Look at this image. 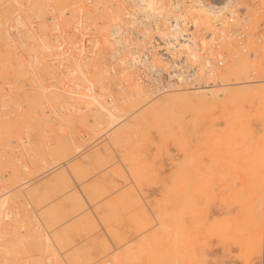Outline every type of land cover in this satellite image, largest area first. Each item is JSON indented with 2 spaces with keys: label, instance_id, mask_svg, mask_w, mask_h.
Instances as JSON below:
<instances>
[{
  "label": "rangeland",
  "instance_id": "374dc122",
  "mask_svg": "<svg viewBox=\"0 0 264 264\" xmlns=\"http://www.w3.org/2000/svg\"><path fill=\"white\" fill-rule=\"evenodd\" d=\"M5 1L0 264H264V0Z\"/></svg>",
  "mask_w": 264,
  "mask_h": 264
},
{
  "label": "bare ground",
  "instance_id": "6f19581e",
  "mask_svg": "<svg viewBox=\"0 0 264 264\" xmlns=\"http://www.w3.org/2000/svg\"><path fill=\"white\" fill-rule=\"evenodd\" d=\"M115 1H116V0H115ZM194 2H195V3L192 4V8L194 7L195 10H194L193 12H192V11L189 12V11L187 10L188 12H187V11L185 12V15H184L185 17H186V15H187L188 13H191V14L193 13V15H195V14H196V13H194L195 11H197L198 13L200 12V11H199V7H201V3H202V2L199 3L198 0H196V1H194ZM202 5H203V3H202ZM202 7H204V6H202ZM202 7H201V8H202ZM226 8H227V7H223L221 10H224V9H226ZM200 10H201V13H202L203 11L205 12V8L200 9ZM202 10H203V11H202ZM224 12H225V11H221L220 16H223V15H224ZM186 13H187V14H186ZM201 13H199V15H200ZM202 14H203V13H202ZM122 15H123V14H122ZM196 15L199 17L198 14H196ZM196 15H195V16H196ZM187 16H188V15H187ZM195 16H194V18H195L194 21L196 22V21H198V19H199L200 17L197 18V17H195ZM213 16H214V15H212L211 17L214 19ZM196 18H197V19H196ZM201 18H202V16H201ZM215 18H216V17H215ZM213 19H212V20H213ZM121 20H122V19H121ZM214 20L217 21V19H214ZM179 21H180V20H179ZM179 21L176 20L175 23H173V24L171 25V26H172V27H171L172 30H171V31L169 30V32L172 33L173 36H174V37H173V38H174V41H177L178 43L181 41V40H179V39H180L179 36H180V35L183 36V33H182V29H181V27L186 23L185 19H181V21H180L181 23H180ZM169 28H170V26H169ZM163 30H166V29H163ZM81 35H82V33H81ZM85 35H86V34H85ZM113 36H114V35H113ZM115 39L119 41V39H117V38H115ZM94 40H95V38H94ZM116 40H115V41H116ZM84 41H85V40H84ZM96 41H97V40H96ZM186 41H187V39H186ZM97 42H98V41H97ZM100 43H101V42H100ZM178 43H177V44H178ZM75 44H76V43H75ZM179 44H180V46H182L181 48H184V49L186 50V53H188L189 58H194V57L196 56V55H195V52H194V50H193V48H192L191 45H190V43H186V42H185V43H183V44H182V43H179ZM93 45H94V44H93ZM87 46H88V45H87ZM92 47H93V46H92ZM77 49H78V48H77ZM96 49H97V48H96ZM100 49H101V48H100ZM103 49H104V48H103ZM103 49H102V50H103ZM89 51H90V50H89ZM92 51H93V50H92ZM97 52H98V51H97ZM100 52H101V50H100ZM115 53H116V52H115ZM114 55H115V57H117L116 54H114ZM114 55H112V56H114ZM188 55H187V56H188ZM83 56H84V54H83ZM133 60H134V59H133ZM80 61H81V60H80ZM117 61H118V60H117ZM134 61H135V60H134ZM134 61H133V62H134ZM85 62H86V61H85ZM133 62H132V64H133ZM134 63H135V62H134ZM78 64H79V63H78ZM80 64H81V63H80ZM81 65H82V64H81ZM83 65H84V64H83ZM225 65H226V64H225V59H224V58H220V59H219V62H218V69H219V68H224ZM82 71H83V70H82ZM175 95H176V94H175ZM178 96H179V95H178ZM175 97H176V96H175ZM53 165H55V164H53ZM59 168H60V167H59ZM56 171H57V170H56ZM58 171H59V169H58ZM58 171H57V172H58ZM48 251H50V252H48ZM48 251H45V252H47V254L50 253V254H49L50 257H49V255L47 256V254H45V252H44V254H45L44 257L46 256V257L49 259V262H48V261H47L48 263L46 262V259H47L46 257H45L46 259H45L44 257H41V258H40L39 256H42V255H41V253L39 252L40 255L38 254V255H35V256H36L37 259H38V257H39L38 260L40 261V263L36 260L35 256H33L34 259L36 260V263H38V264H45V263H44V261H45L47 264H60V254H58V252H56V250H54V249H53V251H54L53 254L51 253L52 250H48ZM51 254H52V256H51ZM27 256H28V255H26L25 257H27ZM29 256H30V255H29ZM37 256H38V257H37ZM30 257H31V256H30ZM23 259H25V258H23ZM42 259H45V260H42ZM26 260H27V261H25V262H28V258H26ZM19 261H20V260H19ZM21 262H22V259H21ZM29 262H31L30 259H29ZM19 264H20V263H19ZM25 264H26V263H25Z\"/></svg>",
  "mask_w": 264,
  "mask_h": 264
},
{
  "label": "built area",
  "instance_id": "2783aa9c",
  "mask_svg": "<svg viewBox=\"0 0 264 264\" xmlns=\"http://www.w3.org/2000/svg\"><path fill=\"white\" fill-rule=\"evenodd\" d=\"M203 1H207V5H211L214 8H216L217 10H215V12H218L219 15L221 13V11H225L224 14H228L229 13V8L232 6L231 4L234 2V0H203ZM223 7H227L224 10H221Z\"/></svg>",
  "mask_w": 264,
  "mask_h": 264
},
{
  "label": "crops",
  "instance_id": "0c3cea01",
  "mask_svg": "<svg viewBox=\"0 0 264 264\" xmlns=\"http://www.w3.org/2000/svg\"><path fill=\"white\" fill-rule=\"evenodd\" d=\"M5 1V0H4ZM7 2V1H5ZM8 16V12H6L5 10L3 9H0V28L4 29L7 27L6 25V17ZM12 24H16V21L15 20H12ZM7 45V42L6 40L4 42H2L1 44V48L3 51H7V48L5 47ZM12 64V63H11Z\"/></svg>",
  "mask_w": 264,
  "mask_h": 264
}]
</instances>
